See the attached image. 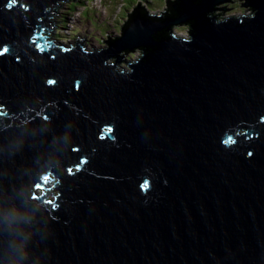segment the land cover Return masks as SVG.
<instances>
[{
	"label": "water",
	"instance_id": "1",
	"mask_svg": "<svg viewBox=\"0 0 264 264\" xmlns=\"http://www.w3.org/2000/svg\"><path fill=\"white\" fill-rule=\"evenodd\" d=\"M17 1L0 0V264L21 231L25 264H264V0L220 20L234 0L142 5L92 51L32 41L67 0Z\"/></svg>",
	"mask_w": 264,
	"mask_h": 264
},
{
	"label": "rangeland",
	"instance_id": "2",
	"mask_svg": "<svg viewBox=\"0 0 264 264\" xmlns=\"http://www.w3.org/2000/svg\"><path fill=\"white\" fill-rule=\"evenodd\" d=\"M67 1L57 5L56 20L64 19V28L56 30V39H80L88 51L108 48V42H113L118 35H121L122 28L125 27L128 20L130 21L131 13L128 12L134 13L135 11V5L124 4V0V2L122 0H90L88 17H85L86 15L83 16L85 10L82 6L73 3L74 0H70L68 3ZM146 1H141V5L147 3L148 10L153 15V11L157 14L166 13V9L170 10L171 3L176 0H154L157 8L152 9L153 4L150 5V2ZM71 6L78 7L71 11ZM224 8L226 10H223ZM126 9H129L128 12ZM228 12H245L244 0H234L233 5L217 9L215 15L220 18V15H228ZM175 34L177 37L190 39L186 25H176ZM128 60H139L138 52L135 51ZM122 67L128 69V64L123 62Z\"/></svg>",
	"mask_w": 264,
	"mask_h": 264
},
{
	"label": "clouds",
	"instance_id": "3",
	"mask_svg": "<svg viewBox=\"0 0 264 264\" xmlns=\"http://www.w3.org/2000/svg\"><path fill=\"white\" fill-rule=\"evenodd\" d=\"M154 14H157L156 12L153 11ZM56 32V31H55ZM55 32L53 33L52 39H56V34ZM86 51H88L86 49ZM44 190V189H42ZM24 217L18 216L14 213H9L5 217V221L9 224H15L21 220H23ZM29 237L25 235L22 231L17 232L14 238L13 243L10 246L9 249V258L7 260V264H25V261L27 260L29 256V251L27 248V241Z\"/></svg>",
	"mask_w": 264,
	"mask_h": 264
},
{
	"label": "trees",
	"instance_id": "4",
	"mask_svg": "<svg viewBox=\"0 0 264 264\" xmlns=\"http://www.w3.org/2000/svg\"><path fill=\"white\" fill-rule=\"evenodd\" d=\"M68 1H70V0H68ZM68 1H67V3H68ZM123 1V0H122ZM125 1V3L124 4H133V5H135L134 7L137 9V8H142V5H141V1H146V0H124ZM123 1V2H124ZM149 2H150V5L151 4H153V7H151V9L152 8H157L156 6H155V3L156 2H154V0H148ZM90 2V0H74V2L73 3H75V4H78L79 6H82L83 8H84V10H85V12H83L84 14H83V16H85V17H88L87 15V13L89 12V9H88V3ZM147 2V1H146ZM148 3V2H147ZM146 3V4H147ZM145 4V5H146ZM149 4V3H148ZM78 7V6H77ZM76 7V8H77ZM144 7V6H143ZM71 9V11L73 10H75L76 8L75 7H73V6H71L70 7ZM145 8V7H144ZM143 8V10L146 12V13H148L149 12V10H148V7H146L145 9ZM56 9H58V8H56ZM127 10V12H128V10L129 9H126ZM169 12V10H166V13H168ZM128 13H132V12H128ZM145 13V14H146ZM165 13H162V15H161V13L160 14H151L150 12H149V15H150V17L152 16V17H162L163 15H164ZM220 19V18H219ZM53 20L56 22V25H57V29L58 30H60V29H62V28H64V19L63 20H60V18H59V20L57 21L56 20V18L54 19L53 18ZM56 38V37H55ZM144 54H145V50H142V55H141V57L140 58H142V57H144ZM130 56V55H129Z\"/></svg>",
	"mask_w": 264,
	"mask_h": 264
},
{
	"label": "snow or ice",
	"instance_id": "5",
	"mask_svg": "<svg viewBox=\"0 0 264 264\" xmlns=\"http://www.w3.org/2000/svg\"><path fill=\"white\" fill-rule=\"evenodd\" d=\"M16 3H17V0H8V3L5 5V7H9V8H10V7L14 6ZM20 7L24 8L25 11H27V5H26V4H21ZM8 51H9V48H8L7 45H4L3 47H0V56H3V55L6 54ZM17 59H19V57H17ZM53 83H54L53 80H51V79L47 80V84L52 85ZM106 131H111V129H110V128H109V129H106ZM230 142H231L230 139L224 141L225 144H228V143H230ZM73 151L76 152V151H79V150L74 148ZM247 155H248L249 157H251V156H252V152H248ZM84 162H85L84 160H81V161H80L81 164H83ZM76 170H77V171L80 170L78 166H77ZM72 172H73V169H72L71 167H69V168L67 169V173H68L69 175H71ZM44 180H45L46 182H48V181L50 180V176L45 177ZM57 183H59V182L57 181ZM38 187H39V186H38ZM148 188H149V184H148V182H144V183H142V184L140 185V190H141V191H145V190H147ZM48 203L52 205V208H53V209H55L56 207H58V205H56V204L53 203L52 201H48Z\"/></svg>",
	"mask_w": 264,
	"mask_h": 264
},
{
	"label": "bare ground",
	"instance_id": "6",
	"mask_svg": "<svg viewBox=\"0 0 264 264\" xmlns=\"http://www.w3.org/2000/svg\"><path fill=\"white\" fill-rule=\"evenodd\" d=\"M63 3V1H59V2H57V5H60L61 3ZM169 5V4H168ZM168 5H166V6H168ZM60 7V6H59ZM169 7V6H168ZM220 7H217V9H219ZM158 10V9H157ZM167 10V9H166ZM133 15V13H131L130 15H129V17H130V19H131V16ZM162 15V14H161ZM218 15V14H217ZM220 15V14H219ZM150 16V15H149ZM151 18V20H161V18H163V20H174V16H172L171 14H168V13H165L162 17H150ZM216 18H218L219 19V17L218 16H216ZM220 20V19H219ZM129 20L126 22V24H125V27L124 28H122V33H121V35H118V37L119 36H122V35H124L125 34V32H126V29H127V27H128V25H129ZM180 26V25H179ZM177 28V27H176ZM189 38V37H188ZM112 44V41H109L108 42V47L110 46ZM102 49V48H101ZM97 50H99V49H97ZM128 60V59H127ZM139 60H140V58H139ZM108 62L110 63V65H112V64H114V66H117V67H121V64L123 63L122 61H120V60H118V59H116V58H111V59H109L108 60ZM133 63H134V60H130L129 61V63H128V69L130 70V68L132 67V65H133ZM122 68H124V67H122ZM126 68V67H125Z\"/></svg>",
	"mask_w": 264,
	"mask_h": 264
},
{
	"label": "flooded vegetation",
	"instance_id": "7",
	"mask_svg": "<svg viewBox=\"0 0 264 264\" xmlns=\"http://www.w3.org/2000/svg\"><path fill=\"white\" fill-rule=\"evenodd\" d=\"M219 9H221V7ZM68 48H73V47H68Z\"/></svg>",
	"mask_w": 264,
	"mask_h": 264
}]
</instances>
